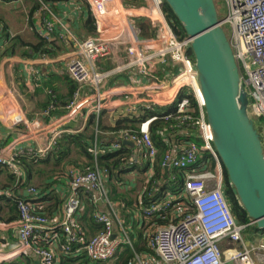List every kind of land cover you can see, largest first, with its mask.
<instances>
[{
	"label": "built area",
	"instance_id": "2783aa9c",
	"mask_svg": "<svg viewBox=\"0 0 264 264\" xmlns=\"http://www.w3.org/2000/svg\"><path fill=\"white\" fill-rule=\"evenodd\" d=\"M3 1V0H2ZM12 1V0H11ZM19 1V0H13ZM95 18L97 35L86 37L76 44L72 55H64L67 62L66 73L78 83L72 100L66 111L59 116H52L53 105L43 110L34 120H28L23 111L13 114L16 125H25L26 131L7 146H0V166L10 169L21 179L23 169L18 158H44L57 143L62 133L82 132L90 115L97 119L104 110L123 107L136 109L154 106L175 109L180 123L193 124L197 127L203 143L191 141L176 152H167L159 166L161 174L169 171L168 177L175 180L177 173L182 175L185 201L176 207L178 218L165 226L159 227L149 236L148 243L156 256L135 254L134 264H264V236H255L250 241L245 231L256 225L254 221L240 224L236 221L224 193V178L221 163L213 146V134L206 120L203 102L199 96L198 73L189 55L191 41L187 37L180 39L166 14L162 10L163 0H146L141 8L129 9L123 0H86ZM226 14L221 17L238 63L241 81L245 85L249 98L250 110L255 117L263 119L264 126V0H224ZM77 13L81 7L76 6ZM41 26L40 35L50 40H65L68 30L57 31L56 20L47 16V8L38 10ZM146 17L151 20L156 30L154 37H140L141 28L135 19ZM0 26V31H1ZM102 59H110L113 68L104 71L96 67ZM42 62L54 63L43 54ZM89 61V64L86 62ZM160 66H163L162 70ZM161 72V75L159 73ZM127 74L130 82H109L110 78ZM144 78L141 79V78ZM193 89L200 107L199 117H193L189 100L180 98L185 90ZM50 94L52 90L48 91ZM171 114L165 116L170 118ZM153 116L144 121L137 131L125 129L118 133L113 142L114 150L131 141L134 144L133 161L141 156L155 162L158 149L151 136ZM80 126L72 129L74 123ZM49 139L38 149L22 148L20 145L27 137L40 139L44 135ZM90 152L97 157L100 152L97 140L90 142ZM208 151L217 160L215 169H209V159L203 152ZM153 166H151L152 168ZM150 171V170H149ZM154 174V169L150 171ZM69 178L70 193L64 206L61 219L51 218L38 209L39 191L31 185L27 191L32 201L16 199L19 217L12 222L0 221V228L17 229L18 238L10 240L0 234V263L9 262L17 257L33 255L37 264H59L55 245H62L60 232L66 237L63 244L65 251L71 252L72 245L84 244L83 249L94 262L107 263L118 256L124 245L135 246L131 238L117 236L114 222L110 215L97 212V222L103 229L84 239L86 231L78 219L82 209L79 196L81 188H88L94 202L108 199L103 171L83 170L69 166L66 172ZM176 198L166 194L165 200L152 203L142 208L140 216L149 218L156 213L172 207ZM43 235L49 240L48 248L38 247L36 238ZM262 237L255 239L256 237ZM5 248H9L6 252ZM61 249V248H60Z\"/></svg>",
	"mask_w": 264,
	"mask_h": 264
},
{
	"label": "trees",
	"instance_id": "16d2710c",
	"mask_svg": "<svg viewBox=\"0 0 264 264\" xmlns=\"http://www.w3.org/2000/svg\"><path fill=\"white\" fill-rule=\"evenodd\" d=\"M126 8H136L143 7L146 4L145 0H123ZM83 5L85 9L89 12L88 17L84 22L85 29L90 34L96 33L95 18L91 11V7L86 0H35V4L32 9V19L36 21V15L38 10L47 5L53 13H57L62 10L66 5ZM163 10L166 16L174 28L177 36L180 39L187 37L184 29L182 28L180 22L177 20L176 16L172 12L171 8L167 3H163ZM135 24L141 28L140 37H154L156 35V30L152 26L150 19L146 17H139L135 19ZM1 26L2 35L7 40L5 47L0 46V60L6 56L15 54V48L18 45V37H11L4 27ZM60 42L56 43L55 40H50L42 35H38L35 43L27 44L31 52H27L26 56L29 58H35L39 54H46L48 57H53L58 55L65 50L67 44H70L71 49L73 45L71 42ZM191 57L194 59L192 51H189ZM102 63L105 68L112 67L111 60L102 59ZM195 60V59H194ZM163 66H160L162 70ZM161 72L159 75H161ZM48 81L44 82L43 88H47V99L45 104L39 108L46 110V108L53 105L55 109L52 111V116H59L66 111V106L72 100L73 95L78 88V83L73 80L67 73L64 75L52 74L50 75ZM43 89L38 88V91ZM52 90L50 94L48 91ZM180 98H187L189 100L190 111L188 112L193 117H199L200 107L198 99L194 94L193 89L185 90ZM175 109L170 107H159L154 106L153 109H148L146 107H138L137 112L124 113L119 117L115 118L114 124L110 123V111L104 110L100 117L97 119L95 115H90L89 119L85 125L82 132H67L62 133L57 138V143L48 152V154L42 158H30L28 156H20L18 158L19 164L23 169V175L21 179L17 180V177L10 169L0 166V176H6V183H1L0 181V221L12 222L19 217V207L16 199H27L20 194H12V198L6 197L5 192L10 185H14L13 190L16 191L17 187H29L30 184L34 185L37 191L39 188L45 187L46 180L55 177L58 173L67 172L69 166L80 167L83 170L96 169L105 172L108 176V183L113 189L115 197H111L113 201L122 200L124 202V207L121 209L124 211L129 210L130 212L125 215L127 226L131 227V240L134 241L135 251L130 249L129 246L124 245L122 250L119 252L118 256L113 259L109 264H134L135 254L156 256V253L150 248L148 239L151 234L154 233L161 226L169 224L171 221H175L178 218V212L176 207L181 202L185 201L184 196H180L184 191L182 185V175L176 170L173 173H177V179L173 180L171 177L165 178L160 172L159 163L167 152L173 151L175 144L187 145L191 141H196L198 143H203L202 138L199 136L198 129L195 125L186 123H180L177 118V114L174 112ZM171 114L170 118L166 119L165 116ZM157 116V118L151 123V136L158 149V154L154 163L144 156H141L138 161H133L134 147L128 144H122V147L118 150H114L112 144V136L117 135L120 131L125 129H132L137 131L140 125L148 120L149 118ZM114 119V115H113ZM112 120V117H111ZM256 125L259 132L262 134L264 143V126L263 119L260 118L256 120ZM97 131V132H96ZM103 132L111 133V136L104 138H109L108 141H100L99 136H103ZM96 133L99 139L100 152L97 157L90 152L91 144L94 141ZM11 139L2 140L0 139V146L7 144ZM112 144V148H111ZM184 147L181 146L179 150ZM178 151V150H176ZM205 159H209V169L214 170L217 164V160L210 154V152H203ZM153 166L154 174L152 175L140 197V199L135 203L131 195L126 193H118L117 183L124 182L122 178L123 174L137 171L141 173L148 172ZM223 168V167H222ZM223 178H224V193L229 204V207L234 215L236 221L240 224L248 223L252 219L248 216L246 211L242 208L233 188L229 184L228 176L226 170L223 168ZM67 176V175H66ZM17 185V186H16ZM81 188L80 191H84ZM79 191V192H80ZM86 192V191H84ZM87 193V192H86ZM89 193H87L88 196ZM166 194H169L171 198L174 199L172 207L175 209H169L164 212L156 213L152 217L145 218L139 217L135 218L137 215L140 216L142 208L144 206H149L152 203L165 200ZM14 195V196H13ZM80 196V195H79ZM68 197V196H67ZM81 199V197H80ZM32 201L33 199H27ZM38 199L32 202H37ZM58 201V200H57ZM67 199L65 200V202ZM82 201V199H81ZM89 201L92 203H85L82 201V209L79 211L78 219L83 226V231H86L84 239L87 241L90 237L97 234L103 229V224L97 222L95 214L100 212L98 210L97 202H94L91 194H89ZM6 203L8 210L4 211L2 204ZM135 205V206H134ZM65 206V205H64ZM38 210V209H37ZM64 210V208H63ZM40 211V210H39ZM45 211H41L44 213ZM47 215L46 213H44ZM56 215V214H55ZM51 215L48 217L55 218ZM63 211L60 213L61 219ZM136 215V216H135ZM132 216L134 219L132 220ZM141 219V221H140ZM131 224V225H130ZM129 230V227H127ZM61 237L62 245L67 242L66 237L63 233H59ZM246 238L250 241L254 240V235L264 236V230L258 229L257 225L250 226L245 231ZM40 236V234H38ZM37 236V238H38ZM36 244L41 248H48L50 246L49 240H43L42 238L37 239ZM136 240H135V239ZM41 240V241H39ZM84 244L77 243L72 245V251H65L64 247H60L61 254L59 255V264H108L101 262L92 261L87 252L83 249ZM0 264H37L36 259L33 255H25L17 257L9 262H3Z\"/></svg>",
	"mask_w": 264,
	"mask_h": 264
},
{
	"label": "crops",
	"instance_id": "0c3cea01",
	"mask_svg": "<svg viewBox=\"0 0 264 264\" xmlns=\"http://www.w3.org/2000/svg\"><path fill=\"white\" fill-rule=\"evenodd\" d=\"M34 4L35 0H0V25H2V27H4V29L11 34L12 38H19L17 40L18 45L15 48V54L6 56L2 60H0V139H11L7 144L3 146H7L11 142H13L15 138L21 134V132L26 131L25 125L14 124L13 114L16 111H23L28 120L31 121L36 119V117H38V115L43 111L39 108H41L45 104L48 96L46 92L47 88H43L44 82L48 81L49 78L51 79L50 75L52 74H66L67 62L64 59V55H72L76 49L77 43H79L86 37H93L97 35V27L95 34H90L84 27V22L88 17L89 12L85 9L83 5L78 4L81 7V13H77L75 9L78 5H66L62 10L57 13H53L47 5H43L42 8H47V16L56 20V30H68L69 36L63 41L56 40V43L68 41L72 43L73 48L71 49L70 44H67L64 51H62L58 55L50 57L52 59L56 58V62L54 63H46L40 61L39 59L42 56L41 54H39L35 58H29L28 56H26V53L31 52V50L27 44L35 43L38 35H40L41 30L38 16H36V21H34L31 17ZM2 32L3 31L1 30L0 46L4 48L7 40L3 37ZM102 61L103 60L98 61L96 63V67L104 71H109L113 68V66L110 68H105L104 65L101 64ZM86 62L89 64V61L86 60ZM141 79L144 80L143 77ZM113 81L125 83L130 82V78L127 74H124L122 76L115 75L109 80V82ZM38 88H41L43 90L38 91ZM134 110L136 109H128L127 107L109 110L110 123L113 125L115 118L119 117L124 113H130L132 111L137 112ZM79 126L80 124L76 122L70 127L72 129H76ZM108 135L111 136V133L103 132V136H99L100 141H102V143L104 141H108L109 138H104ZM112 137L113 144V142L119 137V135L117 134ZM48 139L49 136L47 134L39 140L35 139L34 137H27L24 141L21 142L20 145L22 146V148L32 147L38 149V146L42 147L43 145H45ZM95 140H97L99 144L97 133L94 138V141ZM181 146L185 145H180L176 143L173 151L176 152V150H179ZM152 169L153 167L150 168V171ZM150 171L145 173L132 171L123 174L122 178H124L125 181L117 183L118 193H126L131 195L134 202L136 203L140 199L149 179L153 177ZM103 173L108 199H102L97 202L98 210L100 212L106 213L107 215H110L114 222V229L117 236H124L126 231V234L130 237V233L133 231H131L130 226H127L129 227L128 230V228L125 226L127 224L124 223L126 221L125 215L130 212V208L129 210L127 209V211H124L123 209H121V206L124 207V202L122 200H118L115 202L111 199V197H115L116 195L114 194L110 183H108L107 174L105 172ZM168 173L169 171L166 170V174H164L166 179L169 178ZM0 181H2L1 183H6V176H0ZM30 185L34 186V184ZM13 187L14 185L12 184L7 188L5 192H3L5 193L6 197L12 198V194L17 193L25 198H31L27 191V187H17L16 191L13 190ZM84 191L91 194L90 191H88V188H84ZM84 191H80L79 195L83 202H85L86 204L89 203V205H91L92 203L89 201V194L87 196V193ZM69 193V178L66 176V172L58 173L55 177L46 180L45 187L43 186L42 188H39L38 210L42 212L45 211L44 213L49 216L56 214L53 217L60 218V213L63 211L64 205L66 203L65 200L67 199ZM2 205L3 206L1 207L5 208L3 211L4 213L8 210V207L6 203H3ZM139 217L141 216L137 215L135 218ZM133 219L134 217L132 216V220ZM0 234H5L10 240H15L18 238L17 229L15 227H12L8 230L0 228ZM255 236L257 235H254V237ZM39 238L43 239V235L41 234L40 236H38L37 239ZM260 238L262 237L258 236L255 239L258 240ZM60 247V243H58V245H55V251L58 256V260L59 255L61 254ZM5 251L8 252L9 248H5Z\"/></svg>",
	"mask_w": 264,
	"mask_h": 264
},
{
	"label": "water",
	"instance_id": "95a60500",
	"mask_svg": "<svg viewBox=\"0 0 264 264\" xmlns=\"http://www.w3.org/2000/svg\"><path fill=\"white\" fill-rule=\"evenodd\" d=\"M163 1L191 41L199 91L221 166L242 208L264 230L263 137L249 112L248 94L216 1ZM127 144L134 146L131 141Z\"/></svg>",
	"mask_w": 264,
	"mask_h": 264
},
{
	"label": "rangeland",
	"instance_id": "374dc122",
	"mask_svg": "<svg viewBox=\"0 0 264 264\" xmlns=\"http://www.w3.org/2000/svg\"><path fill=\"white\" fill-rule=\"evenodd\" d=\"M215 1H216V5H217V8H218V11H219L220 17L224 16V15L226 14V6H225V2H224V0H215ZM250 114H251L253 117H255L251 110H250ZM37 184H38V183H36V184H34V185H37ZM121 237H122L123 240H124V239H127L126 236H121ZM130 249H132V248L130 247ZM151 256H152V255H151ZM153 257H155V256H153ZM112 261H113V260L109 261L108 264L111 263Z\"/></svg>",
	"mask_w": 264,
	"mask_h": 264
},
{
	"label": "bare ground",
	"instance_id": "6f19581e",
	"mask_svg": "<svg viewBox=\"0 0 264 264\" xmlns=\"http://www.w3.org/2000/svg\"><path fill=\"white\" fill-rule=\"evenodd\" d=\"M162 10H163V6H162ZM164 11V10H163ZM165 13V12H164ZM166 14V13H165ZM189 55H190V53H189ZM190 57H191V55H190ZM192 58V57H191ZM192 60H193V62H194V64H195V60L192 58ZM199 96H200V99H201V101H202V94H201V91H199Z\"/></svg>",
	"mask_w": 264,
	"mask_h": 264
}]
</instances>
